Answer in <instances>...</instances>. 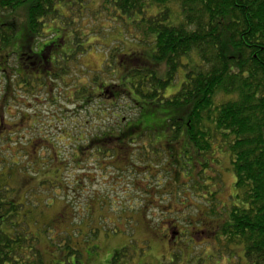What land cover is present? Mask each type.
<instances>
[{"label":"rangeland","instance_id":"1","mask_svg":"<svg viewBox=\"0 0 264 264\" xmlns=\"http://www.w3.org/2000/svg\"><path fill=\"white\" fill-rule=\"evenodd\" d=\"M71 2L58 6L59 16L37 41L53 45V56H70L54 69L67 72L34 90L10 92L0 74V199L23 205L20 218L2 219L6 209L0 211V229L35 239L44 264H109L126 247L130 264H248L243 245L229 243L218 229L236 203L227 150L214 146L217 165L207 174L217 181L195 191L185 173L170 177L155 166L149 176L131 166L123 175L107 160L100 166L98 151L87 149L95 137L138 118L136 103L113 85L124 75L122 61L126 66L136 52L150 59L155 48L107 0ZM17 18L23 23L22 12ZM184 80L181 70L165 96ZM48 177L54 184H41ZM63 247L77 255L67 257Z\"/></svg>","mask_w":264,"mask_h":264},{"label":"trees","instance_id":"2","mask_svg":"<svg viewBox=\"0 0 264 264\" xmlns=\"http://www.w3.org/2000/svg\"><path fill=\"white\" fill-rule=\"evenodd\" d=\"M66 1L0 0V58H4L0 74L7 89L34 90L44 85L45 78L59 79L67 72L66 67L61 74L50 71L42 78L31 67L34 59L41 61L44 55L36 46L45 24L59 16L58 6ZM107 2L155 49L150 59L139 52L127 55L131 62L123 66L122 61L124 75L113 85L122 87L120 95L136 103L138 118L95 137L87 149L98 151L100 166L107 160L123 175L131 166L143 167L149 176L155 166L170 177L185 173L195 191L217 181L207 174L217 165L214 146L227 150L236 178V203L218 229H224L229 243L243 245L248 264H264V0ZM19 12L23 23L17 18ZM49 56L48 64L54 69L58 61L70 57L53 56V52ZM13 58L16 63L11 67ZM181 70L185 73L181 89L166 97V88ZM95 84L100 88L99 82ZM107 88L111 87L101 89ZM3 100H8L6 92ZM82 150L76 151L74 163L80 162L77 152ZM50 178L41 184H54ZM22 207L17 201L0 199V211L7 213L2 219L20 218ZM34 242L25 234L0 229V264H44ZM62 252L67 257L77 255L70 247ZM128 254L127 247L119 250L109 264H130Z\"/></svg>","mask_w":264,"mask_h":264},{"label":"flooded vegetation","instance_id":"3","mask_svg":"<svg viewBox=\"0 0 264 264\" xmlns=\"http://www.w3.org/2000/svg\"><path fill=\"white\" fill-rule=\"evenodd\" d=\"M43 47L45 45H42ZM40 45V43L37 44V51L42 50L44 55L41 59V61H37L38 59H34V63H31V67L34 69V71H37V74H39V72H41L42 78L44 77V75H46V73L49 71H52V73H55L54 71V67L55 65L52 67V65L49 66L48 64V59H49V55H51V50L53 51L54 47L53 45H46L44 48ZM37 54V52H35ZM48 53V54H47ZM3 59V60H2ZM55 60V59H54ZM3 62H4V58L1 57L0 58V64H2L1 66L3 67ZM55 64V62H54ZM4 123L3 121H0V124Z\"/></svg>","mask_w":264,"mask_h":264}]
</instances>
